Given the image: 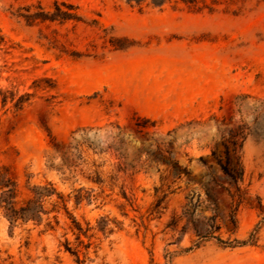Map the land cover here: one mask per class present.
I'll return each instance as SVG.
<instances>
[{"label": "rangeland", "instance_id": "rangeland-1", "mask_svg": "<svg viewBox=\"0 0 264 264\" xmlns=\"http://www.w3.org/2000/svg\"><path fill=\"white\" fill-rule=\"evenodd\" d=\"M160 1L0 0V88L32 95L19 112L0 104V167L22 192L28 180L93 191L97 201L69 211L83 227L108 217L120 230L82 237L84 264H264V0ZM136 116L157 122L146 124L156 137L177 129L178 171L150 160L118 173L110 156L48 170L53 142L88 128L105 138L110 124L131 141ZM238 128L237 189L211 150L224 163ZM94 171L104 185L87 181ZM67 242L78 246L63 221L11 228L0 213V264H78Z\"/></svg>", "mask_w": 264, "mask_h": 264}, {"label": "trees", "instance_id": "trees-1", "mask_svg": "<svg viewBox=\"0 0 264 264\" xmlns=\"http://www.w3.org/2000/svg\"><path fill=\"white\" fill-rule=\"evenodd\" d=\"M145 1L127 0L129 4L135 3L137 5ZM160 3V0H154L153 2L154 5H160ZM31 99L32 95L30 94L18 96L11 91L0 88L1 106L6 107L8 104H12L16 112L22 111L31 102ZM192 122L194 121L189 123ZM146 124L156 127L157 122L136 116L135 136H129L131 141L123 139L128 136L117 124L109 125L110 130H105V138H101L99 135L102 128H96L92 138H90V132L94 131L93 128L78 130L72 134L68 144L53 142L52 151L48 156L46 166L48 170L55 171L61 175H65L66 172L71 175L78 168L87 164V157L110 156L116 161L115 166L118 173L141 169L150 160L167 162L178 171L176 163L171 158L172 143L177 141V129L167 132L165 137H156V133L151 134L148 132ZM76 134L78 136H75ZM229 135L232 148L227 143H223L224 163L217 156L216 149L211 150V156L217 161L224 175L238 189L239 183L242 182L244 176V168L240 156L242 145L237 146L236 140L242 135L241 129L238 128L235 133L230 131ZM51 139L54 141L52 137ZM137 141H140L141 145L148 143L147 151L144 150V147H140L133 152V143ZM93 174V177L86 178L87 181L97 186L104 185L105 180H103L101 173L94 171ZM110 181H113L112 176ZM92 193V190L79 188L64 195L51 182L32 185L30 180L26 182L25 192H22L17 179L13 176L10 169L4 166L0 167V213L10 227L32 225L34 227H43L44 232H55L57 229H62L63 221L67 226V230L72 233L78 244L75 249H72L67 242L65 249L75 255L78 264H84L86 260V253L81 252V247L87 251L91 245L90 243L84 245L82 237L91 240L95 237V234L89 236L92 232H100L104 237H108L113 234L115 228L120 230L118 224L108 217L100 218L96 227H92L89 222H86L85 227H83L81 222L69 211L68 204L70 202H73L74 209H78L84 202L91 204L97 201V198ZM207 197L213 201L209 194H207ZM238 243L246 245L248 242ZM81 253L84 257L83 260L80 259Z\"/></svg>", "mask_w": 264, "mask_h": 264}]
</instances>
